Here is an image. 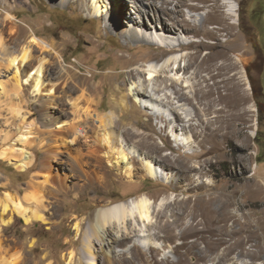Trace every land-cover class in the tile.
Returning <instances> with one entry per match:
<instances>
[{"label":"rangeland","instance_id":"obj_1","mask_svg":"<svg viewBox=\"0 0 264 264\" xmlns=\"http://www.w3.org/2000/svg\"><path fill=\"white\" fill-rule=\"evenodd\" d=\"M59 1L9 0L10 6L0 3V153L6 152L11 157L10 160L0 158V197L11 195L29 214L37 211L42 216V220L25 222L21 213L14 211L9 224H0V241L9 248L0 260L16 258L18 264H87L91 258L93 264H153L165 256L182 264H239L238 259L245 260V264H264V243L258 238L251 240L250 227L247 228L248 224L252 227L257 222L264 228V155L259 157L257 144L258 140L264 146V7L260 6L261 0H231L237 7V20L231 31L220 26L215 36L204 39L205 43L216 45L214 49L197 46L203 38L201 34H194L192 30L181 32L178 28L187 22L198 23L208 12L224 13L225 9L220 7L223 0H84L85 7L78 0L63 4ZM193 5L197 6L196 10L191 9ZM257 8L255 16L253 12ZM8 12L15 17L20 36L26 42L36 35L52 43L64 60V68L75 73L74 85L79 90L67 92V97H61L60 89L56 95L48 91L52 82L69 80L66 76L53 79L42 91L43 96L49 95V109L57 107L69 111L72 102L86 109L89 106L83 99L91 98V89L96 87L98 96L93 108L98 107L100 116L112 110L117 120L121 117L122 126L113 129V135L120 134L126 145L143 156H157V148L159 155H169L176 164L184 161L190 165L196 161L198 167L189 173L200 174V179L189 181L183 177L186 169L168 168L160 162L158 164L172 174L175 181L171 184L156 181L145 175L140 162L134 158L130 176L127 175L129 169L118 173L113 170L107 181L102 179L82 191L65 194L53 189L55 196L47 193L45 176L53 187L58 186L60 180H64L66 186L77 181L71 172L70 156L86 155L92 149L94 134L86 129L87 138L83 137L81 144L71 143L69 135L63 138L64 142L57 143L54 139L59 136L52 137L51 145L61 143V151H65L66 143L67 148L76 150L65 151L47 163L48 169H39L47 148L44 139L47 135L37 133L44 131L37 99L39 92L31 96L32 90L27 92L29 86L23 79L22 92L19 96L14 93L13 69L8 70L4 62L6 52L12 50L4 24ZM160 18L176 28L173 35L154 29V24L160 25ZM221 18L217 16L216 22L221 24ZM142 19L150 27L139 28L141 23L138 22ZM224 23L231 20L226 18ZM136 32L141 34L139 40L128 38V33ZM161 36H167L170 41L183 38L182 47L173 53L183 55L184 75L190 84L183 88L185 95L179 99L192 109L189 123L196 125L186 123L184 126L183 116L175 112L177 124L189 134L190 146L180 151L164 129L165 116L156 119L147 104L134 103L129 92L138 86L151 94L155 83L162 82V73L151 79L147 74L149 63H160L169 54L156 44ZM236 43H240L241 48L231 52ZM208 53L219 54L214 61L217 64L223 62V56L230 62L229 55L237 63L227 74L232 75L231 90H227L230 81L222 72L208 68ZM239 58H243V63ZM131 68L139 71L134 78L126 74ZM30 73L31 77L37 76L35 69ZM204 75H213V80L203 82ZM213 81L214 94L203 95L201 89L206 90L205 85ZM69 85L72 87L71 83ZM118 101L121 105L115 108ZM123 104L129 107L121 110ZM50 129L59 131L60 128L56 124ZM97 131L102 134L105 129ZM160 140L164 148H158ZM29 156L33 158L32 163L22 166ZM83 169L100 179L103 176L91 165H84ZM31 181L38 182V187H29ZM140 195L149 197L154 206L162 197L172 196L161 209H152V217L145 227L155 231L153 240L162 247L142 248L135 237L101 251V238L90 225L96 210ZM141 221L137 218L139 224ZM128 227L134 226L129 224ZM167 228L172 233H167ZM184 228L202 232L179 235ZM104 230L106 239L116 238V229ZM85 241L93 246V251L88 253L90 257L82 247ZM191 242L197 245L192 247Z\"/></svg>","mask_w":264,"mask_h":264},{"label":"bare ground","instance_id":"obj_2","mask_svg":"<svg viewBox=\"0 0 264 264\" xmlns=\"http://www.w3.org/2000/svg\"><path fill=\"white\" fill-rule=\"evenodd\" d=\"M78 1L82 6L85 7L86 4H84V0H78ZM67 2L68 0L59 1L60 4ZM0 3L4 4L5 6H10L9 0H0ZM101 6H103V4H101ZM220 7H223L225 9L224 13L222 12L216 14L217 11H215L214 13L210 14V12H208L203 18L199 20L198 23H195V21L193 20L194 23H192L191 25L189 22L186 21L187 23L182 24L178 28V30L181 32H185L186 30H192L194 34H201L203 38L201 39L199 44H197V46L201 45V46H205L206 48L214 49L216 45L212 43L210 44L205 43L204 39H210L211 37L215 36L220 26L223 28V30L231 31L232 25L236 23L234 21L237 20L236 19L237 7L235 8V4L231 0H223ZM196 8H197L196 5L191 6V9L196 10ZM8 15L9 17H7V20H4L5 21L4 24L7 30L9 31V35H10L9 40H10V44L12 45L11 47L12 50L6 52L4 62L6 64L7 69L8 68L13 69L12 78L14 80V85H13L14 93L19 96L20 93L22 92L20 91V88H21V81L23 79L25 80V84H28L29 86V88H27V92L28 89L32 90V92L29 93L31 96L32 93L39 92V96L37 99L40 103V107H39L41 108L40 122L44 128V131H38L37 133H39V136L47 135L46 137H44V139L46 140L45 143L47 148L43 151L44 156L41 163L39 164V169H43V168L48 169L47 163H49L52 158L63 155L65 151L67 153H71L72 151L76 150V149L73 150L71 148H67L66 147L67 143H66V146H63V150L65 151H61L59 149L61 143L55 146L51 145L52 137L58 138L57 136H59L58 139H54L55 143H57L60 142V140L61 142H64L63 138L69 135L72 138L71 143L81 144L82 138L83 137L85 138V136L87 138L86 129L94 134L92 135V139H93L92 140L93 145H91L92 149L90 151H87L86 155L80 154L78 157L70 156V159L73 163V165L71 166V172L73 173V177L76 178L77 181L73 182L71 186H66L64 185L65 181L60 180L58 182V186L53 187L54 185L53 186L49 185L48 177L45 176L44 183L45 186H47L45 188L47 193L55 196V194L53 193V189L61 190L65 194L74 191H82L86 189L87 186L89 185L100 183V180L102 179L107 181L108 178L111 176L110 174L113 173V170H116V172L118 173L119 170L121 169H125V170L129 169L130 172H128L127 175L130 176L131 160H134V158L135 159L137 158V160L140 162V166L144 171L145 175L149 176L151 179L156 181L160 180L167 184H171L175 181V179H173L172 174L169 175V173L165 169H163L160 164H158L160 162L166 164L168 168L176 166L178 169H186L188 173L184 172L183 177L189 181L200 179L199 176L200 174L197 175V174L189 173L193 170L195 171V169L198 167L196 161H194L193 164L190 165H188V162H184V161L178 162V164H176V160L170 158L169 155L165 153L159 155L158 154L159 149L157 148L155 150L157 156L155 157L143 156L140 155L137 152V150L134 149L133 147L126 145L120 134L113 135L111 133L112 130L116 129V127L118 128V126L121 125L122 123L121 117L118 116V120H117V117L116 115H114V112L112 110L108 111L107 113L101 116L100 114H98L99 113L98 107L93 108V106H96L95 101L98 96V91L96 87H93L91 89L93 90L91 98L86 97L85 99H83L85 100L86 104L89 106L86 109L80 106L78 102H72L69 111H63L62 109L60 110L57 107L49 109L47 105V101H48L47 99L49 98L48 97L49 95L43 96L44 92L42 91L43 90L45 91V89L53 79L59 80L66 76L67 79L69 80L65 81L64 79V81L60 83H57L59 81H56L57 84H53L52 82L48 88V91H53L54 95H56L55 93L59 92L60 89L61 91L59 93H61L62 95L61 97H67V92L77 91V89L79 90V88L74 85L73 77L75 76V73L64 68L63 66L64 60L61 55L55 52V48L52 43L50 42L48 43L45 40L36 37V35L31 37L30 40L26 42L25 38H22L20 36L18 24L15 21L16 20L15 17L12 18L10 12H8ZM219 15L222 17L220 19L221 24L216 22V18ZM226 18L228 20L230 19L231 23H224ZM97 20L100 21V18H97ZM130 21H133V19ZM135 22L137 21L134 20V23ZM138 23L139 24L141 23L139 28L145 27L147 25L150 27V24H148L143 19ZM155 28L156 29L159 28L158 31L166 35H173V32H175L176 30V28L174 29L173 27H171L167 23V21L163 22L161 18H160V25L154 24V29ZM127 36L129 39L136 41L140 39L141 34L137 32L134 34L128 33ZM142 39H143V35H142ZM173 39H172L173 43L172 41H170L171 39L168 40L167 36L164 37L161 36L158 39H156L157 40L156 44L162 46L164 50L167 51L169 54L162 62L160 63L152 62L147 65L148 79L155 78L158 76V74L162 73L163 74L162 82L155 83L154 87L151 90L152 92H150L151 94H149L146 89L139 88L138 86H135V88L133 90L131 89V91L129 92L131 97L134 99V103H145V105L147 104V108L151 111L153 117L157 119L159 116H165L166 124L163 125L164 129L167 130L169 140L174 144L177 151H180L181 148L186 149L190 146L187 137V135L189 134L186 133V130L183 129L181 124H177L175 112L183 116L185 121L184 126H186V123L187 125L190 124L196 125V124L189 123L193 117L192 109L187 105V103L182 101L183 96L185 95L183 92V88H186L190 84V81L186 78L187 76L185 77L184 75V68H185V62L183 61L184 58L182 59L183 55L181 54L173 53V51L182 47L183 38L181 39L180 36V38L177 37V39L175 40ZM241 46L242 45L240 43H236V45L233 46L234 48L231 47L230 50L231 52L233 50L235 51L239 50ZM208 54H209L208 64H207L208 68L213 71L216 70L218 73L222 72L223 75L226 76V80L228 82L230 81V83H228L229 87L227 88V90H231L233 85V83L231 82L232 75L230 77V75L228 76L227 74L229 73L228 72L229 70L237 66V63L233 61V59L231 60L232 57H230L229 55L230 62H228L226 58L223 56L222 57L223 62L221 64H217L214 61L216 57L219 56V54H215V53L214 54L208 53ZM242 59L239 58L240 62L243 63ZM202 61L206 62V59H203ZM33 69H35L37 72L36 77H31L32 74L30 73V70ZM138 73L139 71L136 68H131L126 71L128 78H134ZM202 77H203V82H206L208 80H213V75H204ZM68 83H71L72 87L70 85L67 86ZM62 84L63 86H61ZM214 85H215L214 81L211 84L210 83L206 84L205 85L206 90L201 89L203 95L206 96L213 95ZM23 89L25 90V88ZM176 94L178 95V97ZM34 97H37V95ZM179 97H182V99H179ZM210 102L213 103V99H211ZM119 104H120L119 101L118 103L116 102L114 107L115 108L119 107ZM125 107L128 108L129 105L123 104L121 110H123V108ZM95 122H98L99 124L97 123L98 125H96ZM56 124H58L60 128L59 131L51 130L50 128H52V126ZM100 128L105 129V131L102 134L98 133L97 131ZM30 132L31 129H29L28 133ZM158 143L160 144L158 145V148H164L163 143H161V140ZM151 152H153V150ZM183 156L185 157V154ZM0 158L3 160L11 159L10 155L6 152H1ZM84 158H86L89 161L88 162L82 161V159ZM184 159L186 161V157ZM32 161L33 158L29 156L26 158L22 166H26V165L28 166L32 163ZM84 165H91L97 168L100 172H102L103 175L102 178L100 179L98 178V176H93L91 174H88L83 169ZM80 179L82 182L81 184H80ZM29 187L37 188L38 182L34 183L33 181H31V183H29ZM10 196L6 195L4 198L0 197V224H9L12 221V215L14 211L20 212L25 222H30L32 219L42 220V216L37 211H32L29 214L27 210L22 208L21 204L15 202ZM171 199L172 196L162 197L160 201L154 206V202L149 197H147L146 195H140L139 197L129 198L125 201H120L105 207L98 208L96 210L95 217L90 225L96 231L94 232L99 235L98 238L99 237L101 238V244H100L102 248L101 251H103L104 248L105 249L111 248V245H119L121 243H124L126 239L128 238L134 239L135 237H137L135 239V242L142 248H148V249L155 248V250L161 248L162 245H160L159 243L155 242V240H153V238L155 239L156 237L155 231H150L149 229H146L147 228L146 224L150 221V216H151L150 214L152 213V209L154 207L156 208V210L161 209ZM137 218H139V220L140 219L142 220L141 224L137 222ZM129 224H132L134 227L129 228L128 227ZM75 228L77 231L79 230V223L75 226ZM105 228H106V232L112 231V229H116V232L114 234L116 238H114L111 241L106 239L104 237ZM247 228H249V238L251 240L258 238L260 242L264 243V228L261 225V222L255 223V225L252 227L250 224H248ZM166 231L169 234L172 233V230L170 228H167ZM197 232H202V231L197 229L184 228L179 231V235L186 236L192 233L196 234ZM190 244L192 247L197 245L196 242H191ZM82 247L84 253H86L87 255L88 253H91L93 251V246L88 241H85L82 244ZM7 250H9V248L3 245L0 241V256L5 254ZM88 257H90V255H88ZM91 257L93 258V256ZM118 258L120 259L121 255H119ZM72 259L73 257L71 256L70 261H72ZM90 259L91 258H89L88 262H86L87 264H93V261ZM18 261L19 260L16 258H11L8 259L7 261H4L2 259L0 260V264H18ZM238 262L239 264H245V260L242 259H238ZM130 263L135 264L133 262ZM77 264H79V262ZM153 264H182V261L170 260L168 257L164 256L161 260L154 261Z\"/></svg>","mask_w":264,"mask_h":264},{"label":"trees","instance_id":"obj_3","mask_svg":"<svg viewBox=\"0 0 264 264\" xmlns=\"http://www.w3.org/2000/svg\"><path fill=\"white\" fill-rule=\"evenodd\" d=\"M260 6L263 8L264 7V0H261L260 1ZM258 8L256 9V10H254V12H253V15H255V14H257L258 12ZM256 16V15H255ZM257 144H258V146H259V148H260V150H259V157L261 156V155H264V146H263V144L261 143V142H259L258 140H257Z\"/></svg>","mask_w":264,"mask_h":264}]
</instances>
